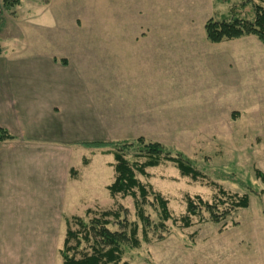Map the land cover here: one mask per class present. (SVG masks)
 <instances>
[{
	"label": "rangeland",
	"instance_id": "1",
	"mask_svg": "<svg viewBox=\"0 0 264 264\" xmlns=\"http://www.w3.org/2000/svg\"><path fill=\"white\" fill-rule=\"evenodd\" d=\"M49 1L21 0V7L13 10L18 11L16 17L14 12L0 11V47L4 52L11 48L14 52H26L21 46L32 42L34 36V43L45 45L47 36L42 31H33L19 17L34 9H43ZM124 4V0L116 3L110 0H62L61 5L54 0L52 3L57 9L62 6L69 13H80L65 18L63 26L70 27V23L75 27L83 26L81 30L77 28L74 35L69 34L67 41L75 45L71 39L76 40L94 48L83 50V54L95 56L97 65L94 69L90 67V71L92 69L99 80L97 84L93 82L94 87L99 85L100 88L93 90V100L99 104L100 121L93 137H83L68 144L74 146L73 150L82 148L83 151H69V165L74 170L69 178L65 177L64 168L56 171L66 178L62 181L67 187L63 188V182L60 183L64 193L53 194L50 203L48 200L45 203L51 208V215L49 212L46 215L47 208L24 212L23 221H16L12 229L26 230L27 234L35 230L33 239L30 243L13 244L18 247L17 258L8 262L9 256L0 254V264H62L59 251L65 235L63 216L81 217L87 209L97 213L118 206L127 210L128 220L139 227L140 246L124 249L122 261L129 264H264V180L255 175L258 171L264 176V46L253 36L212 44L207 41L204 30L208 20H251L252 5L264 7V0H195L193 5L180 4L179 7L194 11L190 34L186 36L180 27L173 26V32L160 37L172 43L178 38L183 41L185 37L195 40V50L188 52L189 60L186 61L189 71L185 76L183 67L174 69L173 73L171 70L173 76L170 77H182L180 95L165 98L162 106L156 100L159 102L156 113L148 101L146 120L136 124L112 122L114 118L122 119L123 114L115 109L116 104L113 106L117 101L111 99L109 102L107 90L102 89L107 88L108 79V50H103V45L117 42L124 31H132L141 24L149 26L151 21L138 17L136 9L130 8V2L126 4L128 10L117 8L122 9ZM169 5L170 2L165 3V10ZM15 20H19L18 23ZM175 22L179 25V20ZM187 77L189 83L184 82ZM139 137L160 143L172 152L183 153L203 176L202 180L192 182L181 178L170 164L148 169V179L138 176L141 182L148 183L168 201L173 217L184 214L186 196H197L216 204L217 188L228 195H246L248 207L235 210L218 224L208 221L205 214L193 218L192 226L187 229L167 222L166 232L150 230V241L143 242L132 200L119 196L111 199L106 190L105 185L113 180L112 157L101 155L99 149L82 146L83 143ZM73 180L79 183L72 184ZM34 197L43 198L38 194ZM223 208L221 206V210ZM146 214L153 223L157 222V213L151 207L146 208ZM48 217L50 225L47 224ZM45 219L46 224L41 225ZM10 229L7 223L3 225L6 235L12 233ZM158 235L164 238L157 241ZM28 245L30 250L26 252ZM85 246H81L83 251H87Z\"/></svg>",
	"mask_w": 264,
	"mask_h": 264
},
{
	"label": "crops",
	"instance_id": "2",
	"mask_svg": "<svg viewBox=\"0 0 264 264\" xmlns=\"http://www.w3.org/2000/svg\"><path fill=\"white\" fill-rule=\"evenodd\" d=\"M53 1L41 10L33 8L24 17H19L33 31H42L47 36L45 45L34 43V36L32 42L22 46L16 43L26 52H14L11 48L6 52L1 49L0 54V127L13 136L12 140L0 144V254H7L8 262L17 258L18 247L13 244L30 243L35 234V230L27 234L26 230L12 229V225L23 221L21 216L26 211L47 208L46 215L51 212L45 203L47 200L50 203L53 194H63L62 189L67 187L62 181L64 176H59L56 171L64 168L65 177L69 178L71 170L74 171L69 165V151H83L82 148L73 150L71 144L76 139L93 137L100 121L99 104L93 100V90L100 89L99 85H93V82L99 83L92 70L97 65L95 56L83 54V50L92 51L94 48L76 40L71 39L75 45L67 41L69 34L74 35L77 28L81 30L84 27H75L71 23L70 27H64V19L80 13H69L62 6L57 9L52 5ZM124 1L122 9L117 7L119 10H128L126 4L130 2V8L136 9L138 17L151 21L149 26L141 24L132 31H124L117 42L103 45V50H108V79L107 88L102 89L107 90L109 102L111 99L117 101L113 106L116 104L115 109L123 114L122 119L114 118L112 122L136 124L146 120L148 101L156 113L159 105L156 100L162 106L165 98L180 95L182 77L177 75L175 79L169 75L174 69L183 67L187 76L189 65L186 61L189 60L188 52L195 50V40L185 37L183 41L178 38L172 43L160 36L173 32V26L176 29L180 27L186 36L190 34L194 11L179 6L182 3L193 5L195 0ZM58 2L61 5L62 0ZM166 2L171 4L167 10L164 8ZM20 7L21 2L17 8ZM13 12L16 17L18 11ZM184 82L189 83L188 77ZM62 182L63 188L59 187ZM71 183L79 182L73 180ZM37 194L43 198L34 197ZM49 220L50 217L48 225ZM5 223L12 233L6 235L3 230ZM29 250L28 245L24 251Z\"/></svg>",
	"mask_w": 264,
	"mask_h": 264
},
{
	"label": "trees",
	"instance_id": "3",
	"mask_svg": "<svg viewBox=\"0 0 264 264\" xmlns=\"http://www.w3.org/2000/svg\"><path fill=\"white\" fill-rule=\"evenodd\" d=\"M20 2L21 0H1L0 11L13 12ZM252 8L251 20L238 18L208 20L204 25L207 41L218 44L222 41L253 36L264 46V7L262 4H253ZM12 139L13 136L0 127V144ZM82 146L99 149L101 155L112 157L110 167L113 171V180L106 190L111 199L119 196L132 200L134 215L140 223L141 240L145 243L150 241L148 231L166 232L167 222L172 226L187 229L192 226L193 218L205 214L208 221L218 224L235 210L248 207L246 195L242 197L228 195L217 188L216 204L205 202L197 196H186L184 214L173 217L168 209V201L148 183L141 182L138 176L148 179V169L170 164L181 178H188L192 182L202 180L201 173L183 153L172 152L166 146L147 141L143 137L134 140L83 143ZM70 173L73 174L74 171L71 170ZM255 175L264 180L260 172H255ZM221 206L224 207L222 210ZM148 207L157 213L156 223H153L146 214ZM127 215V210L118 206L114 210L97 213L87 209L81 217L63 216L65 235L59 251L62 264H129L122 261L124 249H137L140 240L138 225L130 222ZM163 238L161 235L156 236L157 241ZM82 244L86 245L87 251L81 249Z\"/></svg>",
	"mask_w": 264,
	"mask_h": 264
}]
</instances>
